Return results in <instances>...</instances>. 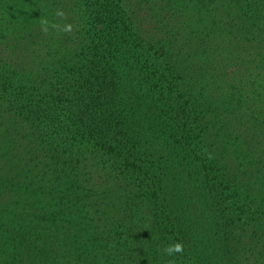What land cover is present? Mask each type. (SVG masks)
Returning <instances> with one entry per match:
<instances>
[{"label":"trees","instance_id":"obj_1","mask_svg":"<svg viewBox=\"0 0 264 264\" xmlns=\"http://www.w3.org/2000/svg\"><path fill=\"white\" fill-rule=\"evenodd\" d=\"M74 259L264 264V0H0V264Z\"/></svg>","mask_w":264,"mask_h":264},{"label":"clouds","instance_id":"obj_2","mask_svg":"<svg viewBox=\"0 0 264 264\" xmlns=\"http://www.w3.org/2000/svg\"><path fill=\"white\" fill-rule=\"evenodd\" d=\"M167 252L171 253L173 251L179 252L181 251L180 245H176L174 248H168L166 249Z\"/></svg>","mask_w":264,"mask_h":264},{"label":"rangeland","instance_id":"obj_3","mask_svg":"<svg viewBox=\"0 0 264 264\" xmlns=\"http://www.w3.org/2000/svg\"><path fill=\"white\" fill-rule=\"evenodd\" d=\"M244 101V100H243ZM245 104L243 103V102H241L240 104H239V106H238V108L237 109H242V110H245L244 108H245V106H244ZM77 219V218H76ZM76 221V220H75ZM75 221H73V222H75ZM74 262H77V264H78V261L77 260H75L74 259ZM73 262V263H74Z\"/></svg>","mask_w":264,"mask_h":264}]
</instances>
